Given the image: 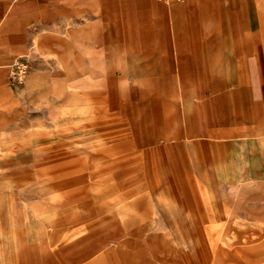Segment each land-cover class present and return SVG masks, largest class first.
<instances>
[{
  "label": "rangeland",
  "instance_id": "374dc122",
  "mask_svg": "<svg viewBox=\"0 0 264 264\" xmlns=\"http://www.w3.org/2000/svg\"><path fill=\"white\" fill-rule=\"evenodd\" d=\"M149 1L175 27L181 2ZM237 13L241 40L195 58L194 74L117 40L79 65L51 56L0 137V264H264V0H226V32ZM209 98L221 127L206 124Z\"/></svg>",
  "mask_w": 264,
  "mask_h": 264
},
{
  "label": "crops",
  "instance_id": "0c3cea01",
  "mask_svg": "<svg viewBox=\"0 0 264 264\" xmlns=\"http://www.w3.org/2000/svg\"><path fill=\"white\" fill-rule=\"evenodd\" d=\"M229 8L240 7L229 4ZM225 9L226 0H185L171 7L175 27L171 24L169 27L166 8L149 0H0V137L17 119L21 95L43 88L44 72L50 61L70 64L72 57L74 65H79L83 49L92 55L97 41L102 42L106 56L111 55L117 40L123 42L122 47L129 55L155 58L156 67L159 58H164L171 71L173 63L177 64L180 59L182 71L193 74L201 71L195 69L201 65L195 58L218 57L214 52H219V42L242 38L241 14L234 16L233 25L238 26L237 29L226 32L225 25L230 22L226 21ZM206 24L223 28L205 32ZM262 38L264 41V19ZM83 41L88 43L83 46ZM204 41L217 42L216 47L210 49L209 44L202 43ZM54 55L61 59L56 62L51 57ZM20 56L27 57L31 69L23 86L15 88L9 83L10 67ZM255 85L254 123L263 132L264 94L262 87ZM207 90L214 91L211 86ZM217 104L214 98L204 102L208 126L223 125ZM181 109L187 125L192 124L195 117L188 114L184 102ZM84 253L82 251L81 259L87 257L88 253Z\"/></svg>",
  "mask_w": 264,
  "mask_h": 264
},
{
  "label": "built area",
  "instance_id": "2783aa9c",
  "mask_svg": "<svg viewBox=\"0 0 264 264\" xmlns=\"http://www.w3.org/2000/svg\"><path fill=\"white\" fill-rule=\"evenodd\" d=\"M162 3L170 4L183 2L184 0H157ZM30 62L25 56L18 57L10 67L9 83L12 87L18 88L23 86L30 72Z\"/></svg>",
  "mask_w": 264,
  "mask_h": 264
}]
</instances>
